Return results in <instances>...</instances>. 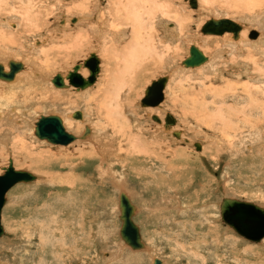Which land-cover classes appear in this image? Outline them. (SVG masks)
I'll list each match as a JSON object with an SVG mask.
<instances>
[{"label": "rangeland", "instance_id": "374dc122", "mask_svg": "<svg viewBox=\"0 0 264 264\" xmlns=\"http://www.w3.org/2000/svg\"><path fill=\"white\" fill-rule=\"evenodd\" d=\"M18 1L19 0H0V38L2 39V42H0V54L2 56L0 64H5L9 59L16 61L22 60L21 62H26V70L27 68L28 70H32L34 64L39 62L40 65V63H42L41 65L43 66V70L39 68L37 71V74L41 75L42 73V77L37 79L42 83H39L40 81L37 83L35 81L28 82V80H23V82L20 84L22 87H17L9 93L12 96L17 95L21 90L28 86L31 88H40L39 91L35 88L34 89L38 91V95L40 93H42V95H36L37 97L35 101H37V103L33 101L32 107L31 105L29 106L26 104L12 105L14 108L13 112L11 111L10 107H8L9 104L8 106L7 104H4V106H2L0 109V114L3 113V117H0L2 118L0 119V174H3L1 169L7 167L9 162L8 160L11 159L13 168L16 171H27L36 178L33 182L17 184L7 192V201L2 207L3 209L1 215V223L5 233L4 236L0 238V264H150L151 258L153 257H155L157 260L159 259L162 264H264V238L259 241H247L237 236L230 229L228 230V228L222 223L219 213V203L223 198H234L264 207V115L259 114L258 117L257 114L256 116L248 118L249 121L253 119V123L252 121L250 122L252 123V126L254 123L261 121L259 132L250 130L249 132H244L243 137L245 142L241 143L243 145L233 143L232 141H234V139H238L239 137L241 138L242 135L236 131L237 129H233L235 132H238L235 134L236 136L232 132L231 134H227L228 131V133H230L232 128L227 127L224 124L227 120L231 122L229 114H227L224 106L227 105L228 107H233L234 105L233 108L235 110L240 107L243 108V103H241V106H239V103H233L231 101H225L226 104L224 105L220 102H215L214 105L217 103V106L215 107H218L219 111H216L215 107V110H213V108L210 107L211 105L208 104V107L211 109H209L207 112L210 114L212 112L214 114L213 116L218 114L217 117L220 119L215 120L216 117H214L215 119H211V117L213 118V116H211L212 114L205 115V119H202L203 113L199 109L201 103H198V101L200 102L201 97L197 98V96H192L190 94H192V92L194 94V91L198 88L196 83L201 80H204V83H208L209 79L204 77L209 78L210 75L211 78L212 75H215L216 71L214 72L212 67H203V69L199 68L198 71H193L191 73V77V75L181 73L176 69L177 65H179V63L187 56V50L190 48V45H192L191 43L194 40L195 42L198 41L197 44L202 46V49L205 48L202 50L205 52V54L211 56L216 55V53L219 54V60L217 63L218 65L223 66V64H225L226 66V63L235 58H248L247 60H249L252 64L251 68L248 69L249 72H251L252 68L261 66V63L257 64V60L262 59V63L264 62V44L258 45L257 47L237 45L234 46L233 49L231 46L223 45L222 47L223 42L219 39H223V37H214L217 41L219 40L218 42L216 40H208L203 42L201 37L204 36L200 35L199 30L201 29V26H203V23L208 21L210 18L227 17V19H231L240 23L245 29L247 27V30H249L247 31V37H245L247 41L254 43L256 39H249V35L251 32H261L264 30V16L262 15L264 14V11L262 10V7H264V4L262 3L264 1L259 2L260 0H257L263 6L261 5L262 7L257 6L255 8L252 7V9L251 5L256 6V0H248L250 3H248L247 0H236L237 5L234 7L236 12L235 10H232V7L227 8L225 6H221L218 8L219 11L212 10V12H203L201 10V17H196L197 15L193 14V9L188 7V4H186L184 0H171V2H169L171 4H167L168 6L166 4L160 3V0H155V3H151L150 8L147 10L142 8V10L140 9V11L138 10L139 12L136 11L135 13L129 11L127 15L125 12L122 14L118 12L119 14L117 13V15L120 16L121 20L125 24H129V22L131 24H140L143 26V30L145 31H142L143 36H148L147 42L145 41L146 38L144 37L135 38L136 40L138 39L140 45L142 44V49L138 47L139 45H136L137 47L135 48L141 51V53L138 51L141 56L137 57L143 62L141 63L139 60H137L138 58L133 59L135 60L134 62L136 63V66L135 63L132 64V59H130L131 61L128 60V57H131L132 55L130 56L126 53L128 57H126V55L124 56L126 50L135 52V56L137 52V49L133 47L136 50L134 51L131 48V44L133 43L135 45L136 40H134V37L128 36L131 30L130 25H123V28H125L126 32L121 31L122 34L117 35L118 38L115 34H112V36L109 35L108 37H110V40L105 43L106 45H103L101 43H97L95 39L90 38L92 36H86V33H84V31L87 30L88 25L86 24L87 21L83 20L84 14L81 15L79 13V8L75 9L78 7L77 0H36V3L34 0H31L32 3L37 4L32 7V12L34 10L37 11L35 8L36 6L40 7L39 9L42 12L40 18L38 16H36V19L34 18L39 23H35L36 21L34 19L33 20L35 22H33L31 18L28 20L25 19L27 18L25 17L26 15L24 16V12H26L25 4L23 11V9L17 8L18 4L14 5L15 3H19ZM70 1L77 3L75 5L74 2ZM78 1L80 2V0ZM102 1L104 4H106V0H98V2ZM199 1L201 9L205 8L204 6H207V0H204L205 3L203 0L202 2L201 0ZM214 1L217 4L225 2L223 5H226L231 4L233 0ZM179 2L181 3L179 4ZM12 3L15 10L13 8L11 10V8L8 7L13 6ZM244 3L247 5V7ZM259 3L257 5H259ZM71 4L73 5L70 7ZM157 4H160L159 6L162 8L165 7V10L160 8ZM86 5L88 6L89 3L87 2ZM115 6L118 5L115 4L114 6H111L112 9ZM156 6H158L159 11ZM120 7L121 6H118L119 9H121ZM166 8L171 9L168 10ZM176 8L178 11H180L179 14L182 13V18L187 16L185 17L187 19L184 18L183 20L186 32L184 31L183 35L179 38L171 37V39L168 36L170 38L169 39L167 36L165 37L161 35V31L163 33V28L161 27L164 25L167 29H171L170 27L176 26L174 23L175 20L173 19L174 12L173 14L171 13ZM237 8H239V11ZM153 9L156 10L157 13L153 11ZM243 9L246 13L248 11L247 9H249V15L248 13L246 14ZM143 10H145V12ZM11 11L16 14L13 15V17L7 16V14ZM44 11L46 14L43 13ZM141 11H143V13ZM146 11L149 13V16L147 15ZM168 11L170 12L169 15ZM29 12H31V10ZM34 12L32 13L33 15L35 14ZM145 13L147 16H145ZM159 13H162L161 16ZM191 13L193 15H191ZM231 13H233V15ZM135 14H137V16ZM244 14L245 17L242 16ZM257 14L261 15L259 16ZM19 15H21V17ZM141 15L143 17H141ZM170 15L171 17H169ZM162 16H168L170 19L167 17L166 19ZM248 16L250 18H248ZM255 17L258 19H254ZM64 19H67V23L64 24L62 28H60L61 20ZM74 19H77L76 24H74ZM108 19L109 18L106 19V22L108 23L107 28L111 29V26L109 25L111 23V18L109 21ZM5 20H8L12 24L19 25V28L17 27L18 31H14L17 35L16 37H22L23 35V38H25V43H23L24 45H19V50L17 47H9V44H7V42H5L6 40H4L7 37H1V34L5 32V28L2 29L1 24H4ZM29 20L32 22L26 23V21ZM102 20L103 19H101V21ZM191 20H193L192 23ZM160 21L164 23L162 24ZM29 23L31 24V26L29 25L30 27L28 26ZM143 23L145 26L142 25ZM23 25L27 31L30 30L28 34L26 30L22 31ZM38 25L39 27L36 28ZM84 25L86 27H84ZM19 34L22 35L19 36ZM157 36L160 37L159 43L156 42L158 38ZM161 37H163L164 40L161 39ZM140 38L141 40L144 39L143 43ZM68 40L69 42H67ZM130 40L134 42L131 43ZM170 40L172 42H170ZM111 41L112 43L109 44ZM63 42H66V44ZM88 43L92 44V46L88 45ZM144 43H146L148 46L146 47L145 45V47H143ZM25 44L27 46L24 48ZM97 45L100 47V51H102L101 49L104 48L102 53L104 52L103 54H105L103 55L101 53L102 66L100 79L102 81L100 79L98 81L103 83L104 81L112 78L114 75H120L119 79H116L114 82L115 87V84L120 80L121 83H119V85L117 84V86H120V88L115 87L116 89L115 91L113 90V92L117 93L118 91V97L123 101L120 103L122 106H119V108H116V110L113 107V110L110 109L111 111L109 113L108 107H104L103 110V107H100V119L94 115V110L91 112L86 108L85 110L87 111V114L85 113V121L81 127H84V125L90 126L93 130V135L91 139H88L85 142L73 143L68 146H58L36 139L33 135V128L40 116L55 115L60 116L61 118L63 117L61 116L63 114L58 111L57 106H53V108H51L49 105V108L47 107V109H43L44 107L42 106H39L37 109L36 107H38V105L34 107L36 104L42 105L39 102V99L40 101L42 100V96L43 98L46 96L45 99H51L50 95L55 94L54 91L58 92V90L52 87L50 80L56 74H64L66 71L71 70V68H73L76 64L82 61L84 62L92 53L91 47ZM127 45L130 46V48ZM61 46L62 48L60 49ZM34 47L36 48L35 51ZM114 47L120 49V53H122V56L126 58H122L120 53L116 55ZM152 48L154 49L152 50ZM64 49H66V52L63 51ZM10 51L15 52L12 54ZM57 52H59V54H63L59 55ZM163 52L165 56H163ZM167 53H169L170 56H168ZM135 56H133V58ZM49 57H51V59ZM168 57L170 59L166 60ZM232 57L233 59H231ZM28 58L30 59L28 60ZM30 60L32 62H30ZM125 60H128V63ZM154 60H158V62L160 61V64L158 63L157 65V62ZM29 62L32 66H30ZM122 62H124V65L126 63V66H124ZM27 64H29V66ZM138 64L140 68L138 67ZM46 67H48V69ZM244 69L245 68L243 65L241 67L237 64L235 69L231 71V74L229 73V76H227V73V75H223V79H219L218 76L213 77L218 78V80L216 79L217 81H214L213 83L215 87L213 88L216 90L215 92L220 90V88L223 89V86H226V81H229L230 79L231 80L229 81V84L231 85V88H233V85L236 86V84L237 87H239L241 84H245L244 86L246 89L251 91V89L254 90V88H256L257 84L264 86V79L262 82H256L249 79L245 80L244 78H239L238 80L235 77V73L243 74ZM26 70L24 71V74L26 73ZM174 70L175 72H173ZM119 71H121L122 74ZM128 72L130 73L128 74ZM232 72L235 75H232ZM117 73H119V75ZM170 74L173 77L170 76V84L166 89L164 95L165 98L161 104L163 111L159 114L155 109L152 110L148 108L145 109V111L139 108L137 103L143 98V89H146L152 81ZM102 76L105 80L102 78ZM233 76L235 79L232 78ZM177 78L183 79L178 80ZM122 80L124 82H122ZM222 83L224 84L221 85ZM1 84L6 86V84L0 83V88L4 87ZM128 84L134 86L132 90L133 93L132 91L128 93V91L124 88H127ZM180 84H182V86ZM42 85L43 87H46H40ZM45 88H47L45 92H47L49 95H46L47 93L43 92ZM70 89L59 92H65L64 94L69 97L71 96L72 98L73 96L78 95V92H75L73 88ZM130 93L133 95H130ZM216 94H219V92ZM216 94H214L212 97L215 98ZM220 95L224 99V94H221V90ZM123 96H126L125 99H123ZM128 96L133 99L132 105L129 104L130 107L128 106V103L131 101V99H128ZM216 97L219 98L218 96ZM196 98L200 100H197ZM211 98V101L209 99L208 101L213 104L214 100ZM181 99H183L184 102ZM174 100L176 102L179 100L180 103H176ZM222 105L223 109H220V106ZM16 108L19 109L17 110ZM106 108L108 110H106ZM120 108H122V111ZM83 109L84 107L78 110L82 111ZM125 109H127V111ZM28 110L30 113L26 112ZM68 110L70 111V109H67L66 111ZM16 111H18L19 114ZM23 111H25L27 115ZM66 111L64 112V116H67V113H70L69 111ZM114 111H116V113H114ZM6 113L8 114L7 116H5ZM167 113L173 115L177 120L173 129L183 132L184 139H187L190 142V146L185 145V147L180 143L173 142L176 138L173 139L174 137L171 135L167 136L166 134L168 133L163 132L161 126H158L157 124L155 125V123L149 119V115L152 114L153 116H160L161 120H163L165 114ZM219 115L221 116L219 117ZM8 116L10 118H8ZM208 116L210 119L207 118ZM233 117H235V114H233ZM221 118L223 119L221 120ZM212 120H214V122ZM70 121L78 122L71 117ZM99 122H101L102 125ZM215 123L219 124L220 126H216ZM102 126H105L104 132L106 134L105 136H101L98 132L97 136V130L99 128H103ZM66 131H69L71 134L73 133L71 130H69V128L66 129ZM77 134H80V132ZM237 136L238 138H236ZM98 139L101 140V144L99 145L100 147L95 145V142ZM227 139L230 140V142L227 141ZM104 142H107V146L110 144L112 147L109 146L107 147L108 149H105L106 144ZM257 142L259 143L257 144ZM132 144L133 146H131ZM197 144L198 147L200 146L198 149L197 147L195 148ZM209 144H211V147L207 146ZM260 145L262 146L260 147ZM95 147L96 150L99 148L100 151L103 150V153L108 154L106 155V157H108L106 161H101L98 159V157H96L97 159H93L94 156L88 154L92 151H96ZM206 147L208 149H206ZM209 148L211 150H209ZM119 149H121V151ZM115 152L116 155L114 154ZM181 152L182 155L179 156ZM120 156H123L122 159ZM32 157H35L39 162L34 161V158L30 159ZM40 158H44V160L42 159L43 164L40 162ZM162 160H165L164 164H162ZM45 162L48 164V166ZM168 162L169 165H167ZM72 165L74 167L76 166L77 169L75 168V170L72 169L71 171L70 168L73 167ZM160 175L164 177L165 180H162L161 177L160 180H162V182L155 181ZM77 180L81 184L78 183ZM120 189H125L124 191L128 192L127 194L131 199L130 201H132L133 205H135L137 208V213L134 216L133 221L140 229L141 239L148 248L147 252L141 253L143 251L140 250L135 251L132 254V251L124 247L123 242L119 238L118 232L120 222L117 218V203L118 194L120 192L118 190Z\"/></svg>", "mask_w": 264, "mask_h": 264}, {"label": "bare ground", "instance_id": "6f19581e", "mask_svg": "<svg viewBox=\"0 0 264 264\" xmlns=\"http://www.w3.org/2000/svg\"><path fill=\"white\" fill-rule=\"evenodd\" d=\"M10 1V0H9ZM17 1V0H16ZM35 1V3H36V0H34ZM37 1H39V0H37ZM44 1V0H43ZM51 1V0H50ZM75 1V0H74ZM74 1H70V2H74ZM90 1V2H89ZM122 1V2H121ZM161 2L160 3H162V4H171V3H169V2H171V0L169 1V0H160ZM185 1V3L186 4H188V7H190V5H189V2H188V0H184ZM196 1V8H192V7H190L191 9H193V14L194 15H197L196 17H198V16H200L201 17V10L204 12V11H207V12H212V10L213 11H219L218 10V8H220L221 6H225V7H227V8H231L232 7V10H235V12H236V9H234V7H235V5H237V1L236 0H233L232 1V3L231 4H226V5H223V4H225V2L224 3H216L214 0H207L206 1V5L207 6H204L205 8H203V9H201V5H200V1L199 0H195ZM224 1H230V0H224ZM253 1H255V0H253ZM252 1V2H253ZM257 1V0H256ZM262 1H264V0H260L259 2H262ZM6 2V1H5ZM8 2V1H7ZM14 2V1H13ZM19 3H15L14 5H16V4H18V7L17 8H19V9H23L24 8V4H25V11L26 12H24L25 14H24V16L25 17H27V18H25V17H23V18H25L26 20H28V19H36V16H38L39 18H40V16L42 15V12L40 11V7H35L36 8V10L37 11H33L35 14L33 15L32 13V10H33V8L32 7H34V5H37V4H35V3H32L31 2V0H19L18 1ZM77 2H78V7L77 8H75V9H78V11H79V13L82 15V14H84V18H83V20H86L87 21V25H88V27H87V30H85L84 31V33H86V36H92V37H90V38H92V39H95L96 40V42L97 43H101V44H103V45H106L105 43L108 41V40H110V37H108L109 35H111L112 36V34H115L116 36L117 35H119V34H122V32H126V30H125V28H123V25L124 26H126V25H130V28H131V30H130V34H128V36L129 37H134V40H136L135 38L136 37H144L143 36V33H142V31L143 32H145L144 30H143V26H141L140 24H131L130 22H129V24H125L122 20H121V18H120V16H118L117 15V13L119 12L120 14H122L123 12H125V14L127 15L128 13H129V11L130 12H132V13H135L136 11H140V9L142 10V8H145L146 10L147 9H149L150 8V5H151V3L153 4V3H155V0H113V1H109V0H106V4H104L103 3V1L102 2H98V0H80V2L77 0ZM76 2V3H77ZM87 2L89 3V5L87 6L86 4H87ZM201 2H202V0H201ZM203 2L205 3V1L203 0ZM221 2H223V1H221ZM247 2H248V0H247ZM246 2V3H247ZM252 2H251V4H252ZM258 1L257 2H255V3H259ZM51 3V2H50ZM61 3V2H60ZM75 3V2H74ZM76 3H75V5H76ZM121 3H123V4H121ZM157 3V2H156ZM181 2H179V4H180ZM239 3H241V2H239ZM238 3V4H239ZM248 3H250V2H248ZM247 3V4H248ZM0 4H1V2H0ZM42 4V3H41ZM118 5V6H121L120 8L121 9H119L118 8V6H115L113 9H112V7L111 6H114V5ZM121 4V5H120ZM203 4V3H202ZM241 4H243V3H241ZM241 4H240V6H241ZM245 4V3H244ZM250 4V5H251ZM254 4V3H253ZM256 4V6L254 5V6H252L251 5V8L252 7H262L263 5L262 4H264V2L261 4V3H259V5H257ZM2 5H3V2H2ZM8 5V4H7ZM12 5H13V3H12ZM14 5L13 6H8V7H10L11 8V10H12V8L14 7ZM51 5V4H50ZM49 5V6H50ZM73 4H71L70 5V7L72 6ZM74 5V6H75ZM156 5V4H155ZM158 5V4H157ZM160 5V4H159ZM158 5V6H159ZM183 5V4H182ZM246 5V4H245ZM262 5V6H261ZM5 6V5H4ZM39 6H40V4H39ZM43 6V5H42ZM47 6V5H46ZM57 6V5H56ZM73 6V7H74ZM158 6H156L157 8H158ZM164 6V5H163ZM168 6V5H167ZM179 6V5H178ZM181 6V5H180ZM72 7V8H73ZM76 7V6H75ZM91 9H90V8ZM93 7V8H92ZM160 7V6H159ZM169 7H171V6H169ZM238 7V6H237ZM246 7H247V5H246ZM1 8V7H0ZM2 8H4V7H2ZM7 8V7H6ZM68 8V7H67ZM153 8H155V7H153ZM160 8H162V7H160ZM165 8V7H164ZM164 8H162V9H164ZM174 8V7H173ZM172 8V9H173ZM180 8H182V7H180ZM242 8V7H241ZM250 8V9H251ZM263 9V11H264V7H262ZM14 9V8H13ZM18 9V10H19ZM95 9V10H94ZM156 9V8H155ZM166 9H168V10H170L169 8H166ZM239 8H237V10H238ZM253 9V8H252ZM9 10V9H8ZM15 10V9H14ZM13 10V11H14ZM31 10V12H29ZM42 10V9H41ZM44 10V9H43ZM46 10V9H45ZM121 10H123V11H121ZM165 10V9H164ZM225 10V9H224ZM228 10V9H227ZM248 11H249V9H247ZM258 10V9H257ZM261 10V9H260ZM261 10V11H262ZM5 11V10H4ZM13 11H11V12H9L8 14H7V16H9V17H13V15H15L14 13H13ZM23 11H24V9H23ZM52 11V10H51ZM114 11V12H113ZM127 11V12H126ZM138 11V12H139ZM144 12H145V10H143ZM143 11H141L142 13H143ZM153 11H155L156 12V10H154L153 9ZM158 11H159V8H158ZM161 11V10H160ZM167 11V10H166ZM185 11V10H184ZM229 11H230V9H229ZM239 11V10H238ZM243 11H244V9H243ZM247 11V13H248V15H249V13H250V11L248 12ZM256 11V10H255ZM261 11H259V12H261ZM15 12V11H14ZM18 12V11H17ZM75 12V11H74ZM73 12V13H74ZM113 12V13H112ZM137 12V13H138ZM147 12V11H146ZM155 12H154V14H155ZM162 12H165V11H162ZM169 12V11H168ZM173 12H174V16H173V19L175 20L174 21V23H175V25L176 26H172V27H170L171 29H167L166 28V26H164V25H162V27L161 28H163V33H162V29L160 30L161 31V35L162 36H167V38H171V37H177V38H179V37H181L182 35H183V33H184V31H185V28H184V25L185 24H183V20H184V18L185 17H187V16H185L184 18H182L181 17V14H179V12L180 11H178L177 10V8L176 9H174V11H172L171 13L173 14ZM202 12V13H203ZM233 12V11H232ZM245 12V11H244ZM243 12V13H244ZM253 12H254V10H253ZM21 13V12H20ZM43 13H45L46 14V12L44 11ZM78 13V12H77ZM118 13V14H119ZM132 13H131V15H132ZM157 13V12H156ZM165 13H167V12H165ZM220 13V12H219ZM222 13V12H221ZM225 13V12H224ZM241 13V12H240ZM242 13V14H243ZM246 13V12H245ZM246 13V14H247ZM263 13V12H262ZM1 14V13H0ZM23 14V13H22ZM44 14V15H45ZM75 14V13H74ZM141 14V13H140ZM149 13L147 12V15H148ZM160 14V16H161V14L162 13H159ZM158 14V15H159ZM170 14V12L168 13V15ZM192 13H191V15H193ZM232 15H233V13H231ZM252 14V13H251ZM254 14H255V12H254ZM18 15V14H17ZM117 15V16H116ZM136 16H137V14H135ZM143 15V14H142ZM141 15V17H143ZM146 15V13H145V16H147ZM152 15V14H151ZM157 15V16H158ZM186 15V14H185ZM221 15V14H220ZM231 15V16H232ZM257 15H261V14H257ZM263 16H264V14H262ZM1 16V15H0ZM20 17H21V15H19ZM46 16V15H45ZM111 16V17H110ZM129 16V15H128ZM149 16V15H148ZM157 16H156V19H157ZM189 16V15H188ZM225 16V15H224ZM242 16H244L245 17V14L244 15H242ZM247 16V15H246ZM18 17V16H17ZM83 17V16H82ZM155 17V16H154ZM162 17H164V18H168V19H170L169 17H171V15L168 17V16H162ZM226 17V16H225ZM252 17H254V16H252ZM4 18V17H3ZM8 18V17H7ZM16 18V17H15ZM42 18V17H41ZM77 18H79V17H77ZM107 18H109L108 19V21L110 20V18H111V23L109 24L110 26H111V29L110 28H107V22H106V19ZM152 18H153V16H152ZM151 18V19H152ZM166 18V19H167ZM189 18V17H188ZM248 18H250L249 16H248ZM262 18V17H261ZM260 18V19H261ZM34 19V20H35ZM101 19H103L102 21H101ZM154 19V18H153ZM185 19H187V18H185ZM192 19V18H191ZM210 19H215V20H218V19H227V17L226 18H217V17H213V18H210ZM254 19H258V18H254ZM264 19V18H263ZM1 20V19H0ZM4 20V19H3ZM3 20H2V22H3ZM22 20V19H21ZM33 20V22H35V23H39V22H37V20H35L34 21ZM72 20V19H71ZM70 20V21H71ZM130 20V19H129ZM172 20V19H171ZM227 20H231V19H227ZM262 20V19H261ZM12 21V20H11ZM39 21V20H38ZM77 19H74V24H76L77 22ZM85 21V22H86ZM128 21V20H127ZM187 21V20H186ZM232 22H234V23H236V24H238L240 27H241V29H240V31H239V33H238V38L236 39V40H234L233 38H232V35H231V33H229V32H225V33H223L222 35H219V36H216V35H203L201 32H200V30H199V32H200V35H202V36H204V37H201L202 38V40H203V42H205V41H208V40H216L214 37H216V38H219V37H223V39H219V40H222V42H223V44H222V47H223V45L224 46H231V48L233 49V47L234 46H237V45H246V46H250V47H252V46H258V45H262V44H264V30L263 31H259V32H256L257 33V36L256 37H254V39H256V41H254V43L253 42H249V41H247V39H246V35H247V31L249 30H247V27H246V29L244 28V26L243 25H241L240 23H238V22H236V21H234V20H231ZM1 22V21H0ZM25 22V21H24ZM27 22H30V20L29 21H26V23ZM32 22V21H31ZM30 22V23H31ZM106 22V23H105ZM132 22V21H131ZM145 22V21H144ZM147 22V21H146ZM161 22V21H160ZM193 22V20H191V23ZM195 22V21H194ZM252 22V21H251ZM254 22V21H253ZM256 22H257V20H256ZM264 22V21H263ZM28 24V26L30 25L31 26V24ZM35 23H33V24H35ZM48 23V22H47ZM67 23V19H64V20H61V27L60 28H62V26L64 25V24H66ZM72 23V22H71ZM162 23V22H161ZM164 23V22H163ZM162 23V24H163ZM166 23V22H165ZM203 23V22H202ZM250 23V22H249ZM258 23V22H257ZM262 23V22H261ZM32 24V25H33ZM68 24H69V22H68ZM80 24V23H79ZM78 24V25H79ZM106 24V25H105ZM167 24V23H166ZM187 24V23H186ZM204 24V23H203ZM37 25V24H36ZM142 25H144V23L142 24ZM173 25V24H172ZM189 25V24H188ZM194 25V24H193ZM254 25V24H253ZM29 26V27H30ZM34 26V25H33ZM32 26V27H33ZM74 26V25H73ZM82 26V25H81ZM145 26V25H144ZM160 26V25H159ZM251 26V25H250ZM19 28V25L18 24H12V23H10L8 20H5V22H4V24H1V28L2 29H4L5 28V32L3 33V34H1V37H7L6 39H4V40H6L5 42H7V44H9V47H17V49H18V47H20L19 45H21V44H23V43H25V38H23V35L22 34H19V36H21L22 35V37H16L17 35L15 34V32L14 31H18V28ZM25 27H26V24H25ZM29 27H27V28H29ZM37 27H39V25L38 26H36V28ZM84 27H86L85 25H84ZM168 27V26H167ZM202 27V26H201ZM255 27V26H254ZM16 28V29H15ZM22 28V27H21ZM23 28H24V25H23ZM22 28V31L23 30H26V32H27V34H28V32L30 31V30H28L27 31V29H23ZM35 28V29H36ZM65 28V27H64ZM63 28V29H64ZM83 28V27H82ZM127 28V27H126ZM129 28V27H128ZM7 29V30H6ZM11 29V30H10ZM160 29V28H159ZM257 29V28H256ZM78 30V29H77ZM129 30V29H128ZM147 30H148V28H147ZM157 30V29H156ZM188 30V29H187ZM252 30V29H251ZM32 31H34V30H32ZM82 31H83V29H82ZM122 31V32H121ZM1 32H2V30H1ZM76 32V31H75ZM153 32V31H152ZM186 32V31H185ZM198 32V31H197ZM250 32V31H249ZM248 32V33H249ZM55 33V32H54ZM77 33V32H76ZM75 33V34H76ZM79 33V32H78ZM83 33V32H82ZM18 34V33H17ZM26 34V35H27ZM32 34V33H31ZM125 34H127V33H125ZM124 34V35H125ZM144 34H146V33H144ZM73 35V34H72ZM83 35V34H82ZM147 35V34H146ZM10 36V37H9ZM121 36V35H120ZM169 36V37H168ZM246 36V37H245ZM9 37V38H8ZM64 37V36H63ZM71 37V36H70ZM70 37H68V38H70ZM74 37V36H73ZM115 37V36H114ZM126 37V36H125ZM147 37L148 36H146V37H144V38H146V42H147ZM158 37V36H157ZM88 38V37H87ZM112 38V37H111ZM117 38H118V36H117ZM169 38V39H170ZM1 39V38H0ZM22 39V40H21ZM73 39V38H72ZM75 39H78V38H75ZM115 39V38H114ZM123 39V38H122ZM126 39V38H125ZM124 39V40H125ZM131 39H133V38H131ZM152 39V38H151ZM156 39V38H155ZM161 39H163L164 40V38L163 37H161ZM168 39V40H169ZM172 39V38H171ZM204 39H206V40H204ZM249 39H250V37H249ZM253 39V40H254ZM66 40H67V38H66ZM113 40V39H112ZM119 40V39H118ZM127 40V39H126ZM140 40H141V38H140ZM144 40V39H143ZM143 40H141L142 41V43H143ZM166 40V39H165ZM218 40V41H219ZM72 41V40H71ZM121 41H123V40H121ZM131 41V43L132 42H134V41H132V40H130ZM140 41V42H141ZM159 41H160V37H158L157 38V41L156 42H158L159 43ZM217 41V40H216ZM217 41V42H218ZM231 41V42H230ZM0 42H2V39H1V41ZM67 42H69V40L67 41ZM77 42V41H76ZM87 42H88V39H87ZM120 42V41H119ZM153 42H154V40H153ZM164 42V41H163ZM170 42H172L171 40H170ZM178 42V41H177ZM176 42V43H177ZM198 42V41H197ZM197 42H195V40L191 43L192 45H194L202 54H203V56L206 58V61L202 64V65H200V66H198V67H194V68H185V67H183V66H181V63H182V61L183 60H185L188 56H189V49L187 50V56L179 63V65H177V70L178 71H180L181 73H185V74H188V75H191V73L193 72V71H198L199 70V68L201 69H203V67H212V69H213V71L215 72V75H212L211 76V78H210V75H209V78H207V77H204V78H206V79H209V82L207 83V85H206V83H204L203 81L204 80H201V81H199L198 83H196V85H197V89L194 91V94H193V92H192V94H190V95H192V96H197V98H199V97H201L200 99H197V100H200V102L198 101V103H201L200 104V110L202 111V119L204 118V117H206L205 115H211V116H213L214 114L211 112V114L210 113H208L207 111L209 110V109H211V108H213V110H215L214 109V107L215 106H217V103H216V105H214V103L215 102H220V103H222L223 105L224 104H226L225 103V101H231V102H233V103H239L240 105L239 106H241V103H243V105H244V107L242 108V107H240V108H238V109H235L234 110V105H233V107H228L227 105H225L224 106V108H225V110H226V112H227V114H229V117H230V120H231V122H229L228 120L224 123L227 127H230V128H232V130H230L229 128H227V129H229L230 130V133H228L227 132V134H231V132L235 135L236 133H238L239 132V134H241L242 135V137L239 139L238 138V136L236 137V138H238V139H234V141H232L233 143H235V144H241V143H244L245 142V139H244V132H249V130L250 131H255V132H259V126H260V122H257V123H254L253 124V126H252V123H253V119L252 120H250L249 121V117H253V116H256L257 114V116L259 117V114L260 115H264V86H262V85H260V84H257V86H256V88H254V90L253 89H251V91H248V89H246V87L244 86L245 84H241L239 87H237V84H236V86H232L233 88H231V85L229 84V81L231 80L229 77V81H226V86H223L224 88L223 89H221L220 88V90H221V94L223 93L224 95H223V97H224V99L222 98V96L220 95V90H218L217 92H219V94H216L217 92H215L216 90L214 89L215 87H214V85H213V83H214V81H217L218 80V78H213V77H216V76H218L219 77V79H223L224 78V76L223 75H227V73H228V75L227 76H229V73L231 74V71L233 70V69H235V66L238 64L239 66H241L242 67V65L244 66V72H243V74H238V73H235V71H234V73L236 74H234L233 72V74L232 75H235V77L239 80V78L241 79H245V80H252V81H256V82H262V80L264 79V62L262 63V59H258L257 60V64L258 63H261V66H258V67H254V68H252L251 69V72H249V68H251V62L249 61V60H247V59H233V57L231 58V59H233V60H230L228 63H226V66H225V64H223V66L222 65H218L217 63H218V58H219V54H217L216 52V55H207V54H205V52H203L202 50H204V49H202L201 47L202 46H200V45H198L197 44ZM4 43V42H3ZM40 43V42H39ZM42 43V42H41ZM64 43V42H63ZM71 43V42H70ZM74 43H75V40H74ZM110 43H112V41L111 42H109V44ZM118 43V42H117ZM130 43V42H129ZM157 43V44H158ZM162 43V42H161ZM165 43V42H164ZM235 43V44H234ZM1 44V43H0ZM55 44V43H54ZM53 44V45H54ZM58 44V43H57ZM64 44H66V42L64 43ZM77 44H79V43H77ZM86 44V43H85ZM94 44V43H93ZM151 44V43H150ZM153 44V43H152ZM157 44H155V45H157ZM172 44V43H171ZM24 45V44H23ZM22 45V46H23ZM81 45V44H80ZM80 45H79V47H80ZM88 45H90V46H92V44H89L88 43ZM95 45V44H94ZM132 45H134L133 43L131 44V48H132V50H134V51H136L135 49H137V48H135V47H137L136 45H139L138 47H140L141 49H142V47H141V45H140V43L138 42V39L135 41V45L134 46H132ZM145 45H146V47L148 46L146 43H144V46L143 47H145ZM161 45V44H160ZM176 45V44H175ZM27 45L25 44V46H24V48L26 47ZM55 46V45H54ZM102 46V45H101ZM110 46V45H109ZM108 46V47H109ZM128 46V45H127ZM164 46V45H163ZM167 46V45H166ZM165 46V47H166ZM173 46H174V44H173ZM191 46V45H190ZM0 47H1V45H0ZM5 47V46H4ZM78 47V48H79ZM102 47H104V46H102ZM107 47V48H108ZM129 48H130V46H128ZM135 49H134V48ZM154 47V46H153ZM156 47V46H155ZM170 47V46H169ZM221 47V48H222ZM245 47V46H244ZM5 48H7V47H5ZM5 48H3V49H5ZM40 48V47H39ZM38 48V49H39ZM59 48V47H58ZM62 48V46L60 47V49ZM64 48V47H63ZM115 48V47H114ZM119 48V47H118ZM124 48H126V47H124ZM161 48V47H160ZM218 48H220V47H218ZM225 48V47H224ZM29 49V48H28ZM75 49H76V47H75ZM103 49L104 48H102L101 50L103 51ZM110 49H112V48H110ZM109 49V50H110ZM154 48H152V50H153ZM156 49V48H155ZM163 50H165L164 48H162ZM161 49V50H162ZM172 49V48H171ZM174 49V48H173ZM207 49V48H206ZM235 49V48H234ZM1 50V49H0ZM7 50V49H6ZM19 50V49H18ZM36 50V48L34 47V51ZM57 50V49H56ZM66 49H64L63 51H65ZM91 50H92V53L93 54H95V56H96V58L99 60V63H98V73H97V76H96V78H95V83L94 84H92L91 85V87H88V88H85V89H77V88H74V87H71L70 85H68V81L66 80V79H64V84L66 85V88H64V89H59V88H56V87H54L53 85H52V83H51V80H50V83H51V85H52V87H54L56 90H58V92H55L54 91V93L55 94H53V95H50V97H51V99L50 98H48V99H45V97L43 98V96L41 97V101H40V99H39V102H40V104H42V105H39V104H34L33 106L34 107H36L37 105H38V107H36L37 109L39 108V106H42V107H44L43 109H47V107L50 105L51 106V108H53V106L54 107H58V111H60L63 115H61V116H63L62 118L60 117V116H57V117H59L60 119H61V121H62V124H63V127L65 128V130L66 129H68L69 128V130H71L73 133L71 134V135H73L74 137H75V140L72 142V143H70V144H73V143H78V142H85V141H87L88 139H91V137H92V135H93V130L91 129V127L90 126H87V125H84V127L82 126L81 127V125H83L84 124V119H85V113L87 114V111L85 110L86 108L89 110V111H91V112H93V110H94V115L97 117V118H99L100 119V107H103L102 108V110L104 109V107H108V109L106 108V110H108V113L111 111L110 109H112L113 107L115 108V110H116V108H119V106H122L120 103H122L123 101H122V99H119V97H118V91H117V93L116 92H113V90L115 91V87H117V88H120V86H117V84L119 85V83H121L120 82V80H119V82L118 83H116L115 84V87H114V82L116 81V79L118 80L119 79V77H120V75H119V73H117L119 76H112V78H110V79H106L107 81H104L103 83L102 82H100V81H98L99 79H100V75H101V66H102V64H101V61H102V59H101V55L104 53H102V51H100V47L97 45V46H93V47H91ZM207 50H209V49H207ZM254 50V49H253ZM21 51H23V50H21ZM38 51V50H37ZM49 51H51V50H49ZM48 51V52H49ZM54 51V50H53ZM106 51V50H105ZM139 50L137 49V52H136V56H135V52H130L129 50H126L125 51V54H124V56L126 55V53H127V55H132L131 57H128L127 55H126V57H128V60L129 61H131L130 59H137L138 57L137 56H141L140 55V53H141V51H139ZM145 51V50H144ZM147 51V50H146ZM169 51H170V49H169ZM224 51V50H223ZM244 51V50H243ZM246 51V50H245ZM11 52V51H10ZM15 51H13V52H11L12 54L14 53ZM33 52V51H32ZM52 52V51H51ZM66 52V51H65ZM108 52V51H107ZM114 52V51H113ZM121 51H120V49H117V48H115V53H116V55H118L119 53H120ZM124 52V51H123ZM128 52H129V54H128ZM220 52V51H219ZM58 54H59V52H57ZM56 53V54H57ZM61 53V52H60ZM102 53V54H101ZM108 53H110V52H108ZM133 53H134V55H133ZM143 53V52H142ZM222 53V52H221ZM221 53H220V55H221ZM3 54V53H2ZM5 54V53H4ZM54 54V53H53ZM61 54H63V53H61ZM61 54H59V55H61ZM65 54V53H64ZM121 54V56L123 55L122 53H120ZM137 54H139V55H137ZM156 54V53H155ZM163 54H164V52H163ZM168 54V56H170V54L169 53H167ZM25 55H26V53H25ZM103 55H105V54H103ZM13 56V55H12ZM53 56V55H52ZM107 56H109V55H107ZM124 56H122V58H126V57H124ZM133 56H135L134 58H133ZM144 56V55H143ZM163 56H165V54L163 55ZM10 57V56H9ZM8 57V58H9ZM60 57H62V56H60ZM89 57V56H88ZM115 57V56H114ZM222 57V56H221ZM242 57V56H241ZM34 58V57H33ZM33 58H32V61H33ZM50 59H51V57H49ZM117 58V57H116ZM154 58V57H153ZM2 59V56H1V54H0V60ZM5 59H7V58H5ZM30 58H28V60H29ZM46 59V58H45ZM57 59V58H56ZM118 59V58H117ZM121 59V58H120ZM141 59H142V57H141ZM157 59V58H156ZM170 58L168 57V58H166V60H169ZM220 59H222V58H220ZM255 59H257V58H255ZM36 60V59H35ZM34 60V61H35ZM47 60H48V58H47ZM52 60H53V58H52ZM87 60V59H86ZM85 60V61H86ZM123 60V59H122ZM128 60H125L127 63H128ZM137 60H139V58L137 59ZM151 60V59H150ZM163 60V59H162ZM9 61H15V62H20L22 65H23V69L20 71V72H18L16 75H15V77H14V79H13V81H11V82H6V81H1L0 80V83H3V84H6V86H4V85H2V86H4V87H2V88H0V109H1V107L2 106H4V104H7V106H8V104H9V106L8 107H10V109H11V111H13L14 112V108L12 107V105H20V104H26V105H31V107H32V104H33V101L35 102V103H37V101H35L36 100V95H38V91H39V89L36 87H25V89H23V90H21L18 94L17 93H15V94H17V95H14V96H12V95H10L9 93L11 92V91H13V89H16L17 87L18 88H20V87H22V85H20L22 82H23V80L24 81H26V80H28V82H39L40 80H37V79H39L40 77H42L41 75H42V73H41V75L40 74H37L38 72V69L39 68H41L42 69V63H40V65H39V62L38 63H36V64H34V66H33V69L31 70V69H29L28 70V68H27V70H26V62L24 63V62H21V61H16V60H13V59H9V60H7L6 61V63L5 64H3V63H1V65L3 66V68H4V70H5V72H7L8 71V62ZM31 60H30V62H32ZM37 61V60H36ZM43 61V60H42ZM84 61V62H85ZM124 61V62H125ZM135 60H133V61H131V62H133L132 64H134L135 62H134ZM140 61V60H139ZM155 61V60H154ZM154 61H152V62H154ZM174 61V60H173ZM29 62V63H30ZM84 62L82 61V62H80V63H78V64H76V65H79V68L77 69V73L82 77V78H84V79H86L87 77H88V75H89V70L86 68V67H84ZM124 62H122V64L124 65ZM141 63H143L142 61H140ZM139 62V63H140ZM155 62H157V65H158V63L160 62H158V60H156ZM154 62V63H155ZM119 63V62H118ZM130 63V62H129ZM168 63V62H167ZM172 63V62H171ZM170 63V64H171ZM47 64V63H46ZM48 64H50V63H48ZM160 64V63H159ZM166 64V63H165ZM28 66H29V64H27ZM76 65L73 67V68H75L76 67ZM154 65V64H153ZM163 65V64H162ZM207 65V66H206ZM215 65H218V66H215ZM260 65V64H259ZM27 66V67H28ZM30 66H32L31 65V63H30ZM48 66V65H47ZM50 66V65H49ZM124 66H126V63H125V65ZM135 66H136V63H135ZM142 66V65H141ZM256 66V65H255ZM44 67H45V64H44ZM52 67V66H51ZM51 67H49V68H51ZM130 67V66H129ZM138 67L140 68V66H139V64H138ZM137 67V68H138ZM143 67V66H142ZM221 67V68H220ZM47 69H48V67H46ZM73 68H71V70H69V71H66L64 74L63 73H59L60 75H62L63 76V78H65V76L67 75V73L68 72H71L72 70H73ZM133 68V67H132ZM135 68V67H134ZM260 68H261V70H260ZM45 69V68H44ZM124 69V68H123ZM240 69V68H239ZM26 70V73L24 74V71ZM43 70V69H42ZM120 70V69H119ZM133 70V69H132ZM243 70V69H242ZM45 71V70H44ZM113 71H114V69H113ZM116 71V70H115ZM122 71V70H121ZM121 71H119L121 74H122V72ZM125 71H127V70H125ZM138 71V70H137ZM209 71V70H208ZM100 72V73H99ZM173 72H175V70L173 71ZM179 72V73H180ZM237 72V71H236ZM241 72V71H240ZM23 73V74H22ZM127 73V72H126ZM130 72H128V74H129ZM139 73V72H138ZM45 74V73H44ZM116 74V73H115ZM174 74V73H173ZM195 74V73H194ZM193 74V75H194ZM211 74H214V73H211ZM217 74V75H216ZM171 74L170 75H166V76H164V77H167V82H166V85H165V88H164V90H163V100H164V95H165V92H166V89H167V87L169 86V84H170V78L171 77H173V76H171ZM182 76V75H181ZM187 76V75H186ZM107 77V76H106ZM109 77V76H108ZM179 77V76H178ZM183 77H185V76H183ZM190 77V76H189ZM191 77H192V75H191ZM202 77V76H201ZM230 77H231V75H230ZM53 78V77H52ZM102 78H103V76H102ZM138 78V77H137ZM213 78V80L211 81V79ZM227 78V77H226ZM232 78H234V76L232 77ZM104 79V78H103ZM178 79V78H177ZM182 80L183 78H179L178 80ZM195 79V78H194ZM217 79V80H216ZM235 79V78H234ZM101 80V79H100ZM105 80V79H104ZM45 81V80H44ZM98 81V82H97ZM102 81V80H101ZM125 81H126V79H125ZM184 81V80H183ZM233 81V80H232ZM235 81V80H234ZM242 81V80H241ZM122 82H124L123 80H122ZM187 82V81H186ZM16 83V84H15ZM24 83H26V82H24ZM39 83H42L41 81L39 82ZM97 83V84H96ZM99 83V84H98ZM224 83H225V81H224ZM224 83H222L221 85H223ZM236 83H238V82H236ZM33 84V83H32ZM95 84H96V86H95ZM125 84V83H124ZM123 84V85H124ZM188 84V83H187ZM217 84V83H216ZM29 85V84H28ZM35 85V84H34ZM37 85V84H36ZM44 85V84H43ZM43 85L42 86H40V87H43ZM176 85H177V83H176ZM181 86H182V84H180ZM218 85V84H217ZM217 85H215V86H217ZM247 85V84H246ZM252 85V84H251ZM31 86V85H30ZM242 86V87H241ZM1 87V86H0ZM44 87H46V86H44ZM43 87V88H44ZM48 87V86H47ZM95 87V88H94ZM123 87V86H122ZM122 87H121V89H122ZM175 87V86H174ZM174 87H173V89H174ZM190 87V86H189ZM214 87V88H213ZM37 89L38 91H36L35 89ZM70 88H73L74 90H75V92H78V95L77 96H73V98L70 96H67L66 94H64L65 92H59V91H66V90H68V89H70ZM92 88H94V89H92ZM127 91H128V93L130 92V91H132L133 90V88H134V86L133 85H131V84H128V87L126 88V87H124ZM176 88V87H175ZM182 88V87H181ZM2 89V90H1ZM49 89V88H48ZM173 89H171V90H173ZM177 89V88H176ZM179 89V88H178ZM216 89H217V87H216ZM4 90V91H3ZM6 90V91H5ZM47 90V88H45V90H43V92H45ZM71 90V89H70ZM120 90V89H119ZM123 90V89H122ZM143 90H145V88L143 89ZM170 90V91H171ZM49 91V90H48ZM168 91H169V89H168ZM182 91V90H181ZM3 92H4V94H3ZM50 92V91H49ZM121 92V91H120ZM119 92V93H120ZM175 92V91H174ZM173 92V93H174ZM215 92V93H214ZM45 93H47V92H45ZM80 93V94H79ZM132 93H133V91H132ZM132 93H130V95H133ZM41 95H42V93H40ZM39 94V95H40ZM172 94V93H171ZM176 94V93H175ZM214 94H216V96H218L219 98H217L216 96H215V98H213L212 96H214ZM7 95V96H6ZM10 95V96H9ZM38 95V96H39ZM46 95H49L48 93L46 94ZM129 95V94H128ZM169 95V94H168ZM143 96H144V91H143ZM176 96H177V94H176ZM48 97V96H47ZM53 97V98H52ZM124 97V96H123ZM122 97V98H123ZM126 97V96H125ZM125 97L123 98V99H125ZM212 99V100H214V102H213V104L210 102L211 100H210V98ZM39 98V97H38ZM37 98V99H38ZM128 99H131V101H129V103H128V106H129V104H131L132 105V101H133V99L130 97V96H128L127 97ZM126 98V99H127ZM176 98H178V97H176ZM207 99V100H206ZM208 99L210 100V101H208ZM51 100V101H50ZM117 100V101H116ZM141 100V99H140ZM140 100H139V102H140ZM170 100V99H169ZM182 101H183V99H181ZM221 100V101H220ZM48 101H50V102H48ZM126 101V100H125ZM173 101V100H172ZM175 101V100H174ZM32 102V103H31ZM38 102V103H39ZM139 102L137 103V105H138V107L139 108H141V109H143V110H145V109H148L149 107H147V108H142V107H140V105H139ZM176 102V101H175ZM178 102H179V100H178ZM178 102H176V103H178ZM184 102V101H183ZM163 103V101L159 104V106H157V107H154V108H150V109H155V110H157V112L160 114L162 111H163V107L161 106V104ZM175 103V104H176ZM180 103V102H179ZM197 103V104H198ZM232 103V104H233ZM110 104V105H109ZM181 104H182V102H181ZM208 104H210L211 106V108H209L208 107ZM228 104V103H227ZM223 105L222 106H220V109H223ZM258 105H260V106H258ZM177 106V105H176ZM230 106V105H229ZM22 107V106H21ZM84 107V111L82 112V111H79L78 109H81V108H83ZM130 107V106H129ZM49 108V107H48ZM134 108V107H133ZM198 108V107H197ZM216 108V107H215ZM244 110H242V109ZM17 109V108H16ZM19 109V108H18ZM17 109V110H18ZM25 109V108H24ZM67 109H70V113H67L68 115L67 116H64V112L67 110ZM100 109V110H99ZM121 109V111H122V108H120ZM119 109V110H120ZM149 109V110H150ZM7 110V109H6ZM26 110V109H25ZM32 110V109H31ZM55 110H56V108H55ZM54 110V111H55ZM76 110V111H75ZM106 110H105V113H106ZM113 110V109H112ZM119 110H117V111H119ZM126 111H127V109H125ZM124 110V111H125ZM130 110V109H129ZM128 110V111H129ZM159 110V111H158ZM198 110V109H197ZM68 111H66V112H68ZM134 111H135V109H134ZM134 111H132V112H134ZM146 111V110H145ZM216 111H219L218 110V107L216 108ZM9 112H10V110H9ZM12 112V113H13ZM16 112H18V111H16ZM23 112H25V111H23ZM22 112V113H23ZM26 112H29V110L28 111H26ZM26 112H25V114H26ZM57 112V111H56ZM74 112H79L80 114H81V116H80V118L78 119H75L74 117H73V113ZM223 112H224V110H223ZM30 113V112H29ZM89 113V112H88ZM114 113H116V111H114ZM121 113V112H120ZM136 113V112H135ZM18 114H19V112H18ZM36 114V113H35ZM90 114V113H89ZM112 114V113H111ZM130 114V113H129ZM219 114H220V112H219ZM225 115H227L226 113H224ZM233 114H235V117H233ZM8 114L6 113V115L5 116H7ZM27 115V114H26ZM29 115V114H28ZM104 115V114H103ZM116 115V114H115ZM135 115V114H134ZM166 115V114H165ZM218 115V114H217ZM217 115L216 116H213V118L211 117V119H215L214 117H216V119L215 120H219L220 118H218L217 117ZM55 116V115H54ZM102 116V115H101ZM124 116V115H123ZM152 114H150L149 115V119L150 120H152ZM155 116V115H154ZM173 118H174V116L173 115H171ZM184 116V115H183ZM221 115H219V117H220ZM0 117H3V113H1L0 114ZM23 117V116H22ZM70 117L72 118V119H74L75 121H78V122H72V121H70ZM96 117H95V119H96ZM103 117V116H102ZM156 117L159 119V123L158 122H155V121H153V123H155V125L157 124L158 126H161V128H162V130H163V132H165V133H168V134H166L167 136H169V135H171L172 137H173V135H172V133L173 132H180V135H179V138H176V137H174L173 139H175L173 142H177V143H180V144H182V145H189L190 146V142L187 140V139H184V135H183V132H181V131H177V130H174L173 129V127H175V125H176V122H177V120L174 118V120H175V124L174 125H172L171 127H168V128H166L165 129V127H164V120H165V117H164V119L163 120H161V117L160 116H158V115H156ZM223 117H224V115H223ZM227 117V116H226ZM232 117V118H231ZM8 118H10L9 116H8ZM18 119H20L19 117H17ZM92 118V117H91ZM200 118V117H199ZM208 119H210L209 118V116L207 117ZM234 118V119H233ZM0 119H2V118H0ZM205 119V118H204ZM223 118H221V120H222ZM5 120V119H4ZM17 120V119H16ZM15 120V121H16ZM23 120H25V119H23ZM67 120H69V121H67ZM88 120V119H87ZM92 120V119H91ZM101 120H103V119H101ZM226 120V119H225ZM254 120H256V119H254ZM98 121V120H97ZM96 121V122H97ZM206 121V120H205ZM213 122H214V120H212ZM252 121V123H250ZM17 122V121H16ZM19 122V121H18ZM21 122V121H20ZM79 122H81V123H79ZM83 122V123H82ZM13 123V122H12ZM91 123V122H90ZM95 123V122H94ZM101 125H102V123L101 122H99ZM115 123H116V121H115ZM208 123H209V121H208ZM208 123H207V125H208ZM212 123V122H211ZM243 123V124H242ZM16 124V123H15ZM21 124H23V123H21ZM92 124V123H91ZM201 124V123H200ZM203 124V123H202ZM204 124H205V122H204ZM216 124V123H215ZM242 124V125H241ZM262 124V123H261ZM211 125V124H210ZM217 125H219V124H216V126ZM222 125V124H221ZM99 126V125H98ZM132 126V125H131ZM220 126V125H219ZM103 127V126H102ZM105 127V126H104ZM99 128L98 130H97V136H98V132H99V134L102 136V135H104L105 136V132H104V129L105 128ZM157 127V126H156ZM207 127V126H206ZM209 127V126H208ZM214 127H215V125H214ZM262 127V126H261ZM85 128H87L88 130H89V132H88V134L87 135H85V138H83V139H81V136H83V134L85 133V131H86V129ZM135 128V127H134ZM210 128V127H209ZM217 128V127H216ZM247 128H249V129H247ZM233 129H237L236 131H238V132H235V130H233ZM135 130V129H134ZM18 131H20V130H18ZM31 131V130H30ZM33 131H34V128H33ZM106 131V130H105ZM220 131V130H219ZM4 132V131H3ZM80 132V134H77V133H79ZM136 132V131H135ZM162 132V131H161ZM162 132V133H163ZM213 132V131H212ZM68 133H69V131H68ZM164 133V134H165ZM116 134V133H115ZM253 134V133H252ZM33 135H34V133H33ZM220 135H222V134H220ZM225 135V134H224ZM245 135H247V134H245ZM9 136V135H8ZM104 136H103V138H104ZM132 136V135H131ZM227 136V135H226ZM232 136V135H231ZM230 136V137H231ZM236 136V135H235ZM35 137V136H34ZM130 137V136H129ZM161 137V136H160ZM171 137V138H172ZM249 137V136H248ZM36 138V137H35ZM99 138V137H98ZM114 138V137H113ZM127 138V137H126ZM130 138H132V137H130ZM133 138H134V136H133ZM229 138V137H228ZM232 138V137H231ZM231 138H229V139H231ZM37 139V138H36ZM94 139V138H93ZM221 139V138H220ZM226 139V138H225ZM3 140V139H2ZM18 140H20V139H18ZM22 140V139H21ZM39 140V139H38ZM105 140V139H104ZM128 140V139H127ZM254 140V139H253ZM23 141V140H22ZM40 141H44V140H40ZM106 141V140H105ZM110 141V140H109ZM116 141V140H115ZM133 141V140H132ZM131 141V142H132ZM227 141H229L230 142V140H228L227 139ZM260 141H261V139H260ZM263 141V140H262ZM46 142V141H45ZM121 142V141H120ZM135 142V141H134ZM47 143V142H46ZM105 143V142H104ZM116 143V142H115ZM119 143V142H118ZM118 143H117V145H118ZM133 143V142H132ZM252 143H254V142H252ZM251 143V144H252ZM256 143V142H255ZM259 142H257V144H258ZM263 143V142H262ZM9 144V143H8ZM19 144H21V143H19ZM70 144H68V145H70ZM101 144V140L100 139H98V140H96V142H95V145H97V146H99ZM106 144V148L105 149H108L107 147H112V145H110L109 143V146H107V142L105 143ZM112 144V143H111ZM225 144V143H224ZM24 145V144H23ZM28 145V144H27ZM68 145H66V146H68ZM87 145V144H86ZM94 145V144H93ZM196 145V144H195ZM198 145V144H197ZM211 144H209V145H207L208 147L210 146ZM241 145H243V144H241ZM240 145V146H241ZM249 145V144H248ZM247 145V146H248ZM58 146H60V145H58ZM131 146H133V144L131 145ZM138 146V145H137ZM246 146V145H245ZM254 146V145H253ZM262 145H260V147H261ZM6 147V146H5ZM25 147V146H24ZM100 147V146H99ZM102 147V146H101ZM186 147V146H185ZM211 147V146H210ZM233 147V146H232ZM88 148V147H87ZM195 148H196V146H195ZM199 148H200V146H199ZM231 148V147H230ZM236 148V147H235ZM37 149V148H36ZM206 149H208L207 147H206ZM205 149V150H206ZM259 149H261V148H259ZM89 150V149H88ZM94 150V149H93ZM95 150H96V147H95ZM116 150H118V149H116ZM120 151H121V149H119ZM209 150H211L210 148H209ZM240 150V149H239ZM238 150V151H239ZM254 150V149H253ZM257 150V149H256ZM97 151V152H96ZM96 151H92L91 153H88V154H90V155H93L94 156V158L93 159H97L96 157H98V159H100L101 161H106L107 160V158L108 157H106V155H108L107 153H103L102 151L103 150H101L100 151V149L99 148H97V150ZM121 153V152H120ZM205 153V152H204ZM233 153V152H232ZM262 153V152H261ZM111 154V153H110ZM115 155H116V152L114 153ZM134 154V153H133ZM177 154H179V153H177ZM41 155V154H40ZM43 155V154H42ZM59 155V154H58ZM112 155V154H111ZM119 155H121V154H119ZM128 155H131V154H128ZM182 155V152H181V154L179 155V156H181ZM52 156V155H51ZM31 157V156H30ZM36 157H37V155H36ZM40 157V156H39ZM42 157V156H41ZM44 157H45V155H44ZM121 157V159H122V157L123 156H120ZM119 157V158H120ZM131 157V156H130ZM133 157V156H132ZM35 159L34 161H36V162H39V161H37L36 160V158L35 157H32V158H30V159ZM127 158V157H126ZM134 158V157H133ZM182 158V157H181ZM264 158V157H263ZM41 159V158H40ZM43 160H44V158H42ZM42 159H41V163H42ZM52 159V158H51ZM120 159V160H121ZM125 159V158H124ZM124 159H123V161H124ZM261 159H262V157H261ZM46 160V159H45ZM60 160V159H59ZM134 160V159H133ZM155 160V159H154ZM9 161V160H8ZM10 161H11V159H10ZM56 161V160H55ZM163 161V160H162ZM47 162V161H46ZM45 162V163H46ZM158 162V161H157ZM164 162H165V160L162 162V164H164ZM167 162V161H166ZM31 163H32V161H31ZM49 163V162H48ZM130 163H133V162H130ZM35 164H37V163H35ZM43 164V163H42ZM41 164V165H42ZM47 164V163H46ZM78 164H80V163H78ZM153 165V164H152ZM167 165H169V162H168V164ZM36 166V165H35ZM44 166H46V165H44ZM47 166H48V164H47ZM73 166V165H72ZM85 166H86V163H85ZM38 167V166H37ZM42 167V166H41ZM4 168H6V167H4ZM75 168L77 169V167L75 166H73V167H71L70 169H71V171H72V169H74L75 170ZM3 169V168H2ZM1 169V170H2ZM69 169V168H68ZM168 169V168H167ZM15 170V169H14ZM47 170V169H46ZM70 171V172H71ZM27 172V171H26ZM29 173V172H28ZM31 174V173H30ZM1 175V174H0ZM32 175V174H31ZM33 177H34V180L33 181H35V176L33 175ZM69 177V176H68ZM72 177V176H71ZM162 176L160 175L159 177H157L156 178V180L155 181H158V182H162V180H165V178L164 177H162V180H160V178H161ZM53 179V178H52ZM58 179H60V178H58ZM68 180L70 181V179L68 178ZM32 181V182H33ZM78 181V180H77ZM84 182V181H83ZM78 183H80L79 181H78ZM69 184H72V183H69ZM81 184V183H80ZM68 185V184H67ZM70 186V185H69ZM69 186H67V187H69ZM83 186V185H82ZM82 188H84V187H82ZM126 189V188H125ZM125 189H120V190H118V191H120L119 192V194L121 193V192H123L127 197H128V192H125L124 190ZM72 190V189H71ZM70 190V191H71ZM69 191V192H70ZM119 194H118V196H119ZM165 198V197H164ZM128 199H129V201L131 200L129 197H128ZM164 200V199H163ZM6 201H7V194H6V196H5V203H6ZM131 202V204L133 205V203H132V201H130ZM221 202V201H220ZM220 204V203H219ZM257 205V204H256ZM134 206V208H135V213H134V216L136 215V213H137V208H136V206L135 205H133ZM262 207V206H261ZM264 208V207H263ZM3 209V208H2ZM2 209H1V213H0V224H1V226H2V223H1V215H2ZM117 210H118V220H119V207H118V203H117ZM134 216L132 217V220H133V218H134ZM220 220H221V218H220ZM119 222H120V227H121V221L119 220ZM134 222V221H133ZM223 223V222H222ZM135 224V223H134ZM227 228H228V230L230 229L233 233H235L233 230H232V228H230L228 225H226L225 223H223ZM137 226V225H136ZM120 227H119V229H120ZM138 227V226H137ZM139 228V227H138ZM2 229H3V232L5 233V231H4V228H3V226H2ZM139 233H140V229H139ZM236 234V233H235ZM118 235H119V232H118ZM237 235V234H236ZM4 236V234L0 237V238H2ZM237 236H239V235H237ZM140 237H141V235H140ZM240 237V236H239ZM119 238H120V236H119ZM242 238V237H241ZM120 240H121V238H120ZM122 241V240H121ZM141 241H142V239H141ZM123 242V241H122ZM142 243H143V241H142ZM123 245H124V247H126L127 249H129L130 251H132L129 247H127L124 243H123ZM143 245H144V248L141 250V251H143V252H141V253H144V252H147L148 251V248L146 247V245L143 243ZM248 249V248H247ZM248 251V250H247ZM133 252H135V251H132V254H133ZM129 253H131V252H129ZM139 253V252H138ZM247 254V253H246ZM153 257V256H152ZM155 260V257H153V258H151V262H150V264H153V261ZM159 260V259H158ZM160 262V261H159ZM247 262V261H246ZM160 264H162L161 262H160ZM242 264V263H241Z\"/></svg>", "mask_w": 264, "mask_h": 264}, {"label": "water", "instance_id": "95a60500", "mask_svg": "<svg viewBox=\"0 0 264 264\" xmlns=\"http://www.w3.org/2000/svg\"><path fill=\"white\" fill-rule=\"evenodd\" d=\"M190 7L196 8L195 0H188ZM241 27L227 19H209L200 29L203 35H222L229 32L232 38L236 40ZM257 36L256 32H251L249 37ZM206 61L203 54L194 46L189 48V56L182 61L181 66L185 68H194L202 65ZM99 60L95 54L91 53L84 62V67L89 70V75L86 79L82 78L76 65L71 72H68L65 78L62 75L56 74L51 83L54 87L59 89L66 88L64 79L68 81V85L77 89H85L91 87L98 73ZM23 69L20 62L9 61L8 71L5 72L3 66L0 64V80L11 82L15 75ZM167 82V77L158 78L152 81L150 85L144 90V96L140 100L139 105L142 108H154L159 106L163 101V90ZM81 114L74 112L73 117L79 119ZM152 120L159 123L156 116H152ZM175 124L174 118L167 113L165 115L164 127L165 129ZM34 136L39 140H44L52 145L66 146L75 140V137L68 133L63 127L62 121L59 117L40 116L34 124ZM81 136L85 138L89 130ZM173 137L179 138L180 132H173ZM199 148L198 145L196 146ZM3 174L0 175V213L5 204V196L7 192L17 184L28 183L34 180L33 175L26 171L14 170L12 161L9 160L8 166L2 169ZM119 220L121 227L119 229V236L123 243L132 251H140L144 248L141 241L139 228L134 224L132 217L135 213V208L129 201L128 197L121 192L118 196ZM220 218L223 223L228 225L232 230L247 241H259L264 238V208L251 202L241 201L234 198H223L219 204ZM4 234L0 224V237ZM153 264H160L159 260L155 259Z\"/></svg>", "mask_w": 264, "mask_h": 264}]
</instances>
